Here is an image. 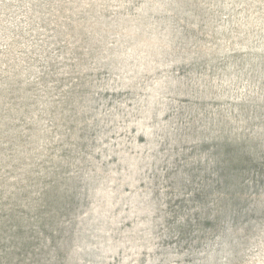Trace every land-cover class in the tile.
<instances>
[{
    "label": "rangeland",
    "instance_id": "374dc122",
    "mask_svg": "<svg viewBox=\"0 0 264 264\" xmlns=\"http://www.w3.org/2000/svg\"><path fill=\"white\" fill-rule=\"evenodd\" d=\"M0 264H264V0H0Z\"/></svg>",
    "mask_w": 264,
    "mask_h": 264
}]
</instances>
